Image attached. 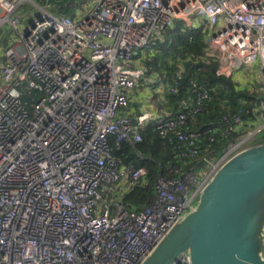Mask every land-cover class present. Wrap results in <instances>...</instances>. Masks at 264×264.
I'll return each instance as SVG.
<instances>
[{"label": "built area", "instance_id": "obj_1", "mask_svg": "<svg viewBox=\"0 0 264 264\" xmlns=\"http://www.w3.org/2000/svg\"><path fill=\"white\" fill-rule=\"evenodd\" d=\"M28 2L0 0V264H141L212 175L264 133V0H93L75 18L40 7L34 27L22 12ZM177 20L203 25L217 75L242 82L243 71L258 72L254 118L224 116L222 128L205 131V147L192 123L212 94L196 80L176 115H159L145 95L130 108L149 80L140 52ZM150 123L179 165L159 164L149 203L128 208L124 196L149 171L113 150L141 142ZM217 140L225 147L215 157ZM173 264H191L189 254Z\"/></svg>", "mask_w": 264, "mask_h": 264}, {"label": "trees", "instance_id": "obj_2", "mask_svg": "<svg viewBox=\"0 0 264 264\" xmlns=\"http://www.w3.org/2000/svg\"><path fill=\"white\" fill-rule=\"evenodd\" d=\"M88 1L70 0L63 7L53 5L52 8L58 15L75 18L80 14L78 12L85 10V3ZM206 35L203 25L194 27L189 26L184 20H177L173 27L165 30L160 38L151 43L152 52L148 56L146 53V58H144L148 76L157 74L160 79H164L169 84L165 93L161 95L155 93L156 100L160 107L165 108L164 114L166 115L172 116L182 111L183 106L180 104V100L190 95L188 86L184 82L179 81L176 84L178 91L170 88L176 82L175 75L180 69L179 65L184 68V77L188 81L196 80L211 90L212 98L208 103L207 110L199 114L195 122L192 123V128L201 133L203 147L209 142L208 135L205 134L206 130L212 127L222 128L224 116L232 115L240 110H242L244 118H254L253 107L257 101L255 93L250 92L247 88H239L232 77L217 75L214 67L207 63L205 59ZM141 54L140 52L139 56ZM24 87L27 88V84ZM24 99L30 100L27 95L24 96ZM131 106L132 103L130 108ZM140 131L141 142L130 144L124 141L119 149L114 147L113 150L114 155L121 157L126 164L134 167L145 166L149 171L148 183L142 187H133L124 196L123 200L127 207L135 209L143 208L153 196L151 185L159 170V164H162L163 171H166L171 164L179 165L175 159L172 145L160 134L154 123L147 124ZM220 134V130L215 132L216 136H220ZM263 142L264 133L252 145ZM134 147L140 155L135 153ZM224 147L225 143L217 140L209 146L210 155L220 156Z\"/></svg>", "mask_w": 264, "mask_h": 264}, {"label": "water", "instance_id": "obj_3", "mask_svg": "<svg viewBox=\"0 0 264 264\" xmlns=\"http://www.w3.org/2000/svg\"><path fill=\"white\" fill-rule=\"evenodd\" d=\"M185 253L191 264H264V142L226 161L141 264H173Z\"/></svg>", "mask_w": 264, "mask_h": 264}, {"label": "rangeland", "instance_id": "obj_4", "mask_svg": "<svg viewBox=\"0 0 264 264\" xmlns=\"http://www.w3.org/2000/svg\"><path fill=\"white\" fill-rule=\"evenodd\" d=\"M92 2H93V0H89L87 3H85V7H89L91 4H92ZM51 6H53V4H51ZM48 7V3H47V0L46 1H42V0H33V2H28V3H26L23 7H22V12H23V15H24V17H25V23L27 24V25H29V24H31V22L33 21V18H32V16H34V18L35 17H39V16H41V13H43V11L40 9V7L41 8H43V9H45V10H47V11H49L50 13H53V14H57L58 15V13L52 8V7ZM86 10V9H85ZM84 10V11H85ZM82 11V10H81ZM80 11V12H81ZM80 12H78V13H80ZM83 12V11H82ZM201 22V21H200ZM202 25V24H201ZM201 25H198V26H201ZM195 27H197V26H195ZM3 29H0V39H1V37H2V34H3ZM9 36H13V32H11L10 34H9ZM152 49V46H150L149 48H148V50L147 51H145V53H142L141 54V56H140V61H141V63L142 64H144V58H146V53H147V56H148V54L149 53H151L152 51H151V49ZM150 49V50H149ZM256 70H258L257 69V67H256ZM243 73L246 75L245 76V79L244 80H242V82H240V81H236L235 82V80H237L236 78L234 79L233 77H232V79L234 80V82L235 83H237V85H238V87L239 88H241V89H244V88H247L250 92H253V93H255L256 94V92H255V89H253V87H255V85L253 84V82H252V78H253V80H257V78L255 77V76H257V71H254L253 73H251V72H244L243 71ZM253 75V76H252ZM166 77H167V75H166ZM144 81V80H143ZM159 83V84H158ZM168 82H166L164 79H160V76H157V74H153V75H151V76H149V80H148V82L146 81V84L145 83H143L142 84V89L143 88H145V87H149L150 89H151V93L149 94V96H150V98L152 99V103H153V105H154V108H155V110L158 112V114H160L161 116H166V114H164V111H165V108L164 107H160L159 106V104H158V102H157V100H156V95H155V91L157 90V88H158V91H159V93H165V91L168 89V87H169V84H167ZM148 95V93H145V96H147ZM133 101H134V103H136V107H134L133 109H134V111H137V107H138V101L137 100H134V99H132ZM132 104H133V102H131ZM130 103V104H131ZM198 200H199V198H198ZM198 200L196 199V202H195V205H196V203L198 202Z\"/></svg>", "mask_w": 264, "mask_h": 264}, {"label": "crops", "instance_id": "obj_5", "mask_svg": "<svg viewBox=\"0 0 264 264\" xmlns=\"http://www.w3.org/2000/svg\"><path fill=\"white\" fill-rule=\"evenodd\" d=\"M146 81L148 82V80L145 79L144 81H142V83H145V84H146ZM145 93H148V95L146 96V97H148L149 94L151 93V89H150L149 87H145V88H143V89H142V88L139 89L138 92L136 93L135 97H133V99H134V100H138L139 98H142V96L145 95ZM155 93H159L158 88H157V90L155 91ZM159 94L161 95L162 92L159 93ZM132 102H133V104H132L131 108L136 107V106H137L136 103H134L133 100H132ZM159 115H160V114H159Z\"/></svg>", "mask_w": 264, "mask_h": 264}]
</instances>
